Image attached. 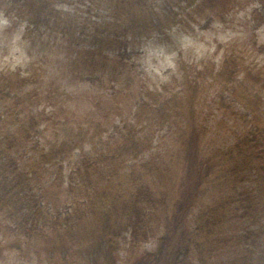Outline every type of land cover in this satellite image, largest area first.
<instances>
[{"label":"trees","instance_id":"trees-1","mask_svg":"<svg viewBox=\"0 0 264 264\" xmlns=\"http://www.w3.org/2000/svg\"><path fill=\"white\" fill-rule=\"evenodd\" d=\"M80 1L85 3L88 15L93 9L94 27H86V19L80 25L71 26V21L61 24L54 0H0V12L9 21L19 22L22 38L33 45L41 44L42 51L63 48L70 75L91 85L111 81L107 79L110 68L122 71L136 61L139 45L153 39L154 32L157 43H161V33L177 30L179 10L175 7L183 9L181 0L166 1L157 9L153 0ZM218 1L197 0L195 5L198 10H213ZM262 20L264 9H258L253 14L256 27ZM170 25L175 26L167 30ZM232 62L225 60L221 68L223 71L226 67L225 90L236 87L239 77L236 66H229ZM200 69L195 67V76L185 75L169 94H157L153 101L142 98L135 112L147 123L136 131L125 123L108 132L101 144L93 141L88 147L81 137L59 142L47 137L48 148H38L43 162L49 163L46 189H33L36 169L21 167V158L11 156L9 151L27 146V129L39 133L40 123L51 121L65 126L66 122L58 118L64 107L55 104L53 91L46 97L36 88L30 90L27 95L33 101L32 109L16 107L12 113L9 109L5 113L13 114L19 126L15 131L0 132V148H4L0 149V174L4 179L0 182V202L14 193L17 203H11L12 209L2 204L0 213L8 218L15 213L19 217L16 228L29 219L43 222V227L35 229L38 236H44L45 227L52 229V236L66 248L63 258L69 256L72 264H98L99 259L104 264H117L124 249L133 254L141 250L131 264H264L263 126L258 123L257 111H239L220 93L217 98L223 99L218 103L215 99L205 113L207 121L215 118L216 127L207 128V121L195 116L198 112L193 110L198 96L189 92L200 84L199 74L204 73ZM15 97L18 94L10 87L0 88L1 101ZM38 99L49 101L42 106ZM219 125L233 129H229L231 136L217 146L214 140L218 139ZM154 126L170 128L179 159L169 160L172 151L163 152L151 159V166L146 161L137 164L136 160L131 166L138 153L153 147ZM239 127L240 135L234 133ZM37 145L33 143L34 148ZM171 161L181 162L175 179ZM155 185L160 187L155 189ZM50 191L52 195L45 196ZM63 197L69 243L58 231V220L45 221L50 203L62 202ZM154 239L157 247L144 250L143 246ZM70 245L73 248L68 252Z\"/></svg>","mask_w":264,"mask_h":264},{"label":"rangeland","instance_id":"rangeland-1","mask_svg":"<svg viewBox=\"0 0 264 264\" xmlns=\"http://www.w3.org/2000/svg\"><path fill=\"white\" fill-rule=\"evenodd\" d=\"M153 1V5L157 9L164 2L170 0ZM181 1L182 10L174 6L179 10L177 21L180 24L177 30L173 29L175 31L171 30L167 34L161 33V43H157L156 33L151 35L153 39L144 40L139 45V58L133 68L124 69L123 73L122 70L117 83L107 84L105 81L100 84L105 86L102 89L71 80V71H69L65 54L61 53L63 48L56 50L52 56L41 55L44 53L41 50L42 45L30 48L31 42L29 40L25 42L21 38L22 25L19 22L10 24L0 13V88L8 86L21 95L0 102V119H4L7 108L12 107V112L16 107L25 109V111L31 110L33 101L29 100V96L26 95L29 90L37 88L38 92L44 93L47 89L53 88L57 95L55 104H58L60 100L65 108V111L58 116L59 120L70 119L68 123L71 122L70 126L73 127L72 132H68L67 137H63L60 124L51 121L40 123L39 133L33 130L28 132L30 138L27 146L19 145L20 148H11L9 151L11 156L15 155L17 158H21V167L36 169L37 177L33 178V189H46L48 185L46 165L49 163L43 162L38 149L48 148L47 137L52 142H59L69 139V135H72L81 137L86 147L93 141L101 144L103 142L101 137H105L106 134L100 127L105 129L113 125H120L119 123L122 125L124 123L122 121L125 119H127L125 122H129L128 124H137L138 119H142L141 125L145 122L144 117L138 116L137 118L136 114L134 115L136 101L143 96L144 98L148 97L147 100H153L156 95L154 94L155 89L169 94L174 90L173 88L178 87L185 75L195 76V67L198 68V66L201 68L198 71H208L199 74L204 78L201 77L200 84L195 90L200 98L203 97L202 102H205L204 98H208V102L205 104L209 105L213 103L209 100V94L215 95L212 93L214 91V87L211 86L212 77L221 79L217 77L216 71L222 67L225 60L233 61L229 66H236L237 72L240 73V77L235 82L238 94L236 99L234 98V103L238 109L243 111H248L249 107L257 108L256 110L260 113L258 121L262 119L260 125L264 130V90L259 86L260 84L264 85V53L259 52L261 47L264 48V24L256 27L252 20L253 11L262 7L264 0H220L213 10L195 8L194 13H192L191 7L188 8L190 0ZM54 6L55 11L60 12L61 24L64 21H71V26L80 25L86 19L85 26L94 27L96 17L93 9L92 13L88 15L87 7L83 1L54 0ZM73 20L75 22H72ZM174 26L170 25L166 28L169 30ZM87 41L85 40V42ZM38 59L42 64L39 66L40 68L34 70L31 64ZM110 73L113 74L114 70L109 69L108 74ZM175 77H179L180 81H175ZM112 84L118 90L109 91ZM256 93H259L260 96L256 97ZM227 97H230L229 94ZM45 102L47 101H42L40 104L45 106ZM10 119L13 120L15 117ZM4 123L7 124L9 130H15V126L4 120V122H0V131L5 128ZM98 124L100 126H97ZM222 127L221 125L218 127L217 142L231 136L229 130L231 128ZM163 133L164 131L160 129L156 131L159 151L161 153L172 151L170 156L172 158L169 160L179 159L175 146H171L169 136H162ZM239 133L240 129L237 134L240 135ZM35 142L38 143L36 148L33 146ZM0 149L2 151L4 148ZM174 154L176 155L173 157ZM153 156L157 157V153L155 152ZM4 159L6 162L8 161V158ZM144 159L152 165L150 156H146ZM1 162L2 156L0 155V168H3ZM171 162L172 169L176 172L173 175L175 179L181 170V162L180 164L179 161ZM133 163L134 161L129 164L132 166ZM126 167L129 169L127 165H125ZM2 180H4L3 174H0V182ZM158 187L160 186L155 185V189ZM20 189L25 191L23 186ZM48 189H52V187ZM176 189L179 190L178 185ZM15 191L18 192L17 189ZM46 195H52V192L50 191ZM56 195H63V193L56 192ZM5 198L0 202V206L6 204L11 209V203L13 206H17L14 193L5 195ZM62 199V202L57 201L53 206L50 203L45 221L58 220L60 229L58 231L64 242H68V235L64 229L67 224L64 221L67 206L64 202L65 197ZM21 210L18 208L20 214H22ZM18 220L19 217L15 213H12V218L5 217L0 213V264H72L69 256L63 258L66 248L56 236H52V229L45 227L44 236H38L35 229L43 227V222L29 219L24 223L21 221V228H16ZM60 222L63 224L59 225ZM156 245L157 243H154L152 247H156ZM72 248L73 245H70L68 252ZM135 251L133 254L124 249L119 253L121 262L117 264H131L130 262L135 260L141 250ZM81 264L90 263L83 261ZM98 264L104 263L99 259Z\"/></svg>","mask_w":264,"mask_h":264}]
</instances>
